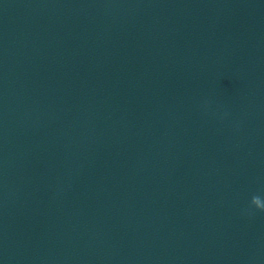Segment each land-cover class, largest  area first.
<instances>
[{"label":"water","instance_id":"95a60500","mask_svg":"<svg viewBox=\"0 0 264 264\" xmlns=\"http://www.w3.org/2000/svg\"><path fill=\"white\" fill-rule=\"evenodd\" d=\"M264 153V0H0V264H205Z\"/></svg>","mask_w":264,"mask_h":264},{"label":"clouds","instance_id":"9594fccd","mask_svg":"<svg viewBox=\"0 0 264 264\" xmlns=\"http://www.w3.org/2000/svg\"><path fill=\"white\" fill-rule=\"evenodd\" d=\"M250 207H254L256 210L264 212V199L259 196H253L250 201Z\"/></svg>","mask_w":264,"mask_h":264}]
</instances>
